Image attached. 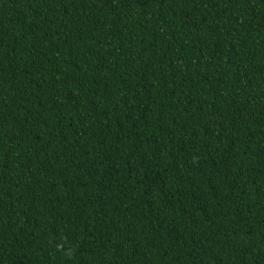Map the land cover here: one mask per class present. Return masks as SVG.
Segmentation results:
<instances>
[{
    "label": "trees",
    "instance_id": "16d2710c",
    "mask_svg": "<svg viewBox=\"0 0 264 264\" xmlns=\"http://www.w3.org/2000/svg\"><path fill=\"white\" fill-rule=\"evenodd\" d=\"M0 264H264V0H0Z\"/></svg>",
    "mask_w": 264,
    "mask_h": 264
}]
</instances>
